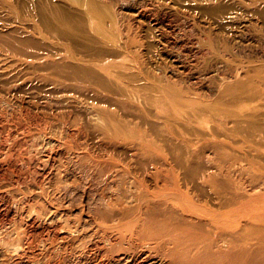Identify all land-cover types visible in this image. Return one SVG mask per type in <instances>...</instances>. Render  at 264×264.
<instances>
[{
	"label": "bare ground",
	"instance_id": "6f19581e",
	"mask_svg": "<svg viewBox=\"0 0 264 264\" xmlns=\"http://www.w3.org/2000/svg\"><path fill=\"white\" fill-rule=\"evenodd\" d=\"M72 1L80 14L66 2L42 1L38 23H20L18 36L0 40V56L37 66L43 78L68 91L92 92L97 100L93 124L102 143L111 152L119 147L136 157L79 158L78 169L93 178L89 184L112 194L86 212L97 238L98 262L264 264V105L258 107L264 104V68H251L249 74L233 66L231 79L218 83L213 98H206L142 68L118 38L99 36L114 30L102 23L105 5ZM233 2L205 4L217 12ZM85 19L97 38L74 45L87 52L78 55L50 37L85 32ZM70 142L65 149L72 148ZM203 148L213 156L204 155Z\"/></svg>",
	"mask_w": 264,
	"mask_h": 264
},
{
	"label": "rangeland",
	"instance_id": "374dc122",
	"mask_svg": "<svg viewBox=\"0 0 264 264\" xmlns=\"http://www.w3.org/2000/svg\"><path fill=\"white\" fill-rule=\"evenodd\" d=\"M42 1L0 0V40L18 36L20 23H38ZM46 1L66 2L71 10L80 8L72 0ZM97 3L105 5L102 23L114 28L110 35L99 36L118 38L142 68L188 85L206 98H213L219 84L233 75V68L249 74L251 68H264V0H234L217 12L206 9L207 0ZM236 12L239 17L230 19ZM89 26L85 19V32L68 39L50 37L81 55L87 51L74 44L87 45L89 39L97 38ZM74 89L68 91L43 78L37 66L0 56V264H55L58 259L60 264H100L94 245L97 238L86 212L99 198L112 194L104 186L89 184L93 178L78 169L79 158L103 154V158L121 155L119 159L134 161L136 157L119 147L113 153L112 147L102 143L93 124L95 96ZM67 142L72 144L69 150L64 147ZM206 149L204 155L213 156ZM72 245L77 246L74 253L69 250ZM52 252L59 255L56 260Z\"/></svg>",
	"mask_w": 264,
	"mask_h": 264
}]
</instances>
